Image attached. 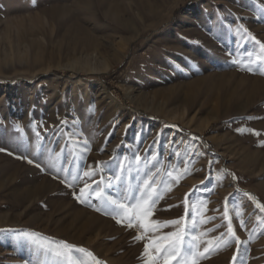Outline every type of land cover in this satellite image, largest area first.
<instances>
[{"label": "rangeland", "instance_id": "374dc122", "mask_svg": "<svg viewBox=\"0 0 264 264\" xmlns=\"http://www.w3.org/2000/svg\"><path fill=\"white\" fill-rule=\"evenodd\" d=\"M256 41L264 0H0V264H55L46 240L146 264L154 233L73 193L119 199L156 168L150 219L228 241L200 264H264V75L233 63Z\"/></svg>", "mask_w": 264, "mask_h": 264}, {"label": "snow or ice", "instance_id": "6c2138e0", "mask_svg": "<svg viewBox=\"0 0 264 264\" xmlns=\"http://www.w3.org/2000/svg\"><path fill=\"white\" fill-rule=\"evenodd\" d=\"M242 30L247 32V29L242 28ZM252 39L255 40V37H252ZM256 43L259 45V54L253 56L252 52H248L246 53L248 57L246 61L236 59L233 60V63L239 65L241 71L264 75V44L259 41H256ZM237 131L242 130L238 129ZM247 131L252 132L256 136L261 135L260 132L254 129H248ZM39 135L40 134L37 133V137H39ZM85 143L87 144V142ZM86 150L90 149L86 147ZM124 159L126 160L127 158L125 157ZM133 159L137 163L141 161V157L138 154L135 155ZM152 159L155 160L156 157ZM28 162L32 163L31 160ZM118 168L123 172V163L118 165ZM159 171L160 168H156L155 171L146 172L144 178L139 181L135 191L126 190L121 194V198L119 199L107 195L105 190L101 189L100 183L97 181H93L95 189H92L91 184L85 183L84 186L80 188L79 194L73 193V195L80 203L88 204V206L92 207L95 211L103 212L105 215H113V218L117 219L118 223L129 229H142L143 231L138 232L137 236L134 237L137 241L145 240L149 232L154 233L152 237H148V243L145 244L143 255L147 258L146 264H200L201 259L208 258L211 252L218 250L221 245L227 246L228 241L221 240L219 236L202 240L201 236H205L206 233H201L200 235H195L193 232L186 233L183 226V218L164 222L150 219L155 210L156 203L163 198L162 193L158 190L160 181L156 178ZM177 171L179 170L177 169ZM95 174L96 173L91 169L83 172V176L89 178ZM165 174L171 177L173 172L168 171ZM188 174L191 173L185 168L183 175ZM180 178V176L176 177L177 183ZM73 179L76 180L78 177H73ZM115 179L119 180L120 177L117 176ZM68 186L72 187V184ZM89 189H92L91 193L88 191ZM168 190H171L170 187ZM91 195H94L101 201V207L91 203ZM187 195L188 194H186V199ZM245 195L250 196L251 194L245 193ZM252 199L255 198L252 197ZM256 206L261 212H264V204L257 201ZM228 215L229 213L226 210L224 212L225 218H227ZM169 226L177 227L174 231L158 234L161 228ZM209 231H214V229ZM227 232L233 239H237V242H239L231 223L227 225ZM22 235L30 240L43 239L42 236L33 233H23ZM221 236H223V234H221ZM202 243L206 246L203 247L201 251ZM39 247L42 255L53 258L55 264H104L93 252L83 247L71 245L66 241L56 242L55 240H46L44 243H41ZM74 253H79L80 255L76 256ZM235 260L236 256L233 257V262H235Z\"/></svg>", "mask_w": 264, "mask_h": 264}]
</instances>
